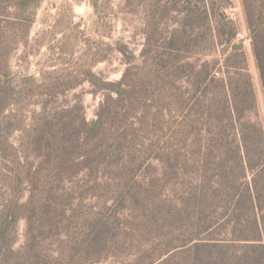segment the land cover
<instances>
[{"label":"rangeland","instance_id":"374dc122","mask_svg":"<svg viewBox=\"0 0 264 264\" xmlns=\"http://www.w3.org/2000/svg\"><path fill=\"white\" fill-rule=\"evenodd\" d=\"M6 9L15 22L0 24V82L10 74L8 80L19 88L27 79H38L34 86L30 81L27 96L17 95L16 104L6 109L25 122L10 143L26 152L33 168L40 160L28 147L27 133L36 116L45 109L53 115L69 110L71 117L67 112L61 116L76 126L81 117L87 123L97 120L100 108L111 102L101 133L89 138L77 133L71 160L83 165L60 179L54 164L36 171L38 193L17 224L15 250H23L32 241L28 234L35 236L38 229L35 242L56 258L69 245L68 232L81 236L86 217L100 212L120 232L115 249L96 264H146L168 247L180 246L187 239L185 229L164 219L168 207L178 204L184 184L196 178L206 141L218 130L205 114L213 96L198 100L196 91L205 73L214 71V62L224 66L233 46L242 45L254 77L258 104L251 117L264 126V92L253 51L264 0H40L26 14L29 23L14 20L12 3ZM120 45L135 59L124 56ZM92 75L116 86L126 80L124 89L134 93L116 102L118 95L95 87ZM218 105L225 127L230 115L224 102ZM2 180L0 202L8 195ZM125 184L133 195L118 207L116 222L107 207H114L111 199ZM45 195L49 202L41 208ZM28 201L26 188L20 203ZM180 262L178 254L168 264Z\"/></svg>","mask_w":264,"mask_h":264},{"label":"trees","instance_id":"16d2710c","mask_svg":"<svg viewBox=\"0 0 264 264\" xmlns=\"http://www.w3.org/2000/svg\"><path fill=\"white\" fill-rule=\"evenodd\" d=\"M9 2L16 10L11 13L14 20L29 23L32 18L26 14L40 0H0V24L15 22L7 13ZM260 21L253 32V51L264 92V44L260 42L264 35V11ZM213 41L215 45V39ZM119 50L124 56L135 59L125 46L120 45ZM142 56L147 58L146 50ZM246 67L242 45L233 46L231 52L225 55L224 66L219 61L214 62V71L205 73L196 91L198 100L213 96L205 114L209 117L207 122L213 118L218 130L216 136L206 141L208 144L196 178L184 184L178 204L168 207L164 220L185 229L187 239L180 246L168 247L159 257L168 256L162 264H168L178 254L181 259L179 264H264V126L258 118L251 117L258 102L254 77ZM9 75L0 82V177L5 178L2 184L8 193L0 202V264L99 263L105 254L115 249V238L120 232L105 212L86 217L81 236L68 232L69 245L56 258L44 254L35 242L38 229L35 236L28 234L32 241L29 240L23 250L16 251L15 244L17 224L26 218L38 193L36 171L42 172L54 164L55 177L60 179L65 172L70 174L83 165L84 162L72 164L71 160V149H75L78 142L77 133L82 132L89 138L104 130L110 113V98V103L100 108L98 119L90 123L81 117L80 123L75 126L72 118L61 116L66 112L70 115L69 110L53 115L45 109L36 116L34 128L27 133L28 147L40 160L33 168L26 152L15 149L10 143L11 135L17 129H23L25 122L15 114H6V109L10 104H16L17 95L27 96V91L38 79H27L23 86L21 84L17 88L8 80ZM90 81L100 90L115 92L118 95L116 102L125 101V94L134 93L124 89L126 80L116 86L92 75ZM128 98L133 99L132 96ZM220 102L225 103L223 109L230 115L225 127L221 126L219 119L223 116L218 112ZM229 127L233 129L230 134ZM207 129L212 131L210 127ZM92 170L97 172L96 168ZM166 170L172 171L169 166ZM26 188L29 201L21 204L20 197ZM132 195L131 188L126 184L116 190L111 199L115 201L114 207H107L116 222L120 221L118 207H124ZM42 201L40 207L46 208L49 195H45ZM159 258L146 264H156Z\"/></svg>","mask_w":264,"mask_h":264}]
</instances>
